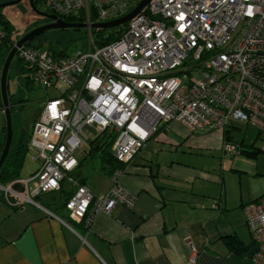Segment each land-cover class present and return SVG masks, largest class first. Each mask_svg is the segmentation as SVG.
Segmentation results:
<instances>
[{
  "label": "built area",
  "instance_id": "2783aa9c",
  "mask_svg": "<svg viewBox=\"0 0 264 264\" xmlns=\"http://www.w3.org/2000/svg\"><path fill=\"white\" fill-rule=\"evenodd\" d=\"M35 1L60 19L84 14L86 23L94 24L93 13L96 23H107L143 0ZM6 38L0 22V62ZM92 45L65 57L27 44L18 48L15 57L26 67L27 81L58 95L45 100L29 141L40 168L19 181L23 192L0 186L10 206L29 204L57 217L39 198L60 191L77 171L78 153L90 140L87 127L97 138L116 134L112 155L125 167L114 172L107 196L79 184L66 202L68 216L89 223L118 205L135 208L137 195L120 177L170 123L192 134L245 124L264 135V0H152L114 42ZM192 72L201 77L185 83L180 75ZM223 153L238 156L242 146L225 141ZM244 212L256 246L251 262L264 264V196Z\"/></svg>",
  "mask_w": 264,
  "mask_h": 264
},
{
  "label": "crops",
  "instance_id": "0c3cea01",
  "mask_svg": "<svg viewBox=\"0 0 264 264\" xmlns=\"http://www.w3.org/2000/svg\"><path fill=\"white\" fill-rule=\"evenodd\" d=\"M238 125L231 124L225 141H233L229 134ZM218 132L192 134L182 124L170 123L120 177V184L137 195L135 208L118 205L111 214H96L90 223L88 218L74 220L64 209L56 211L79 184L90 185L100 197L113 187L114 172L107 174L102 163L98 169L83 168L87 160L100 159L99 153L91 154L88 142L78 156L79 175L73 173L50 200H40L45 206L54 203L51 211L57 217L29 204L12 207L0 199V264H252L248 254L256 246L244 207L264 196V190L252 194L242 185L237 192L233 182L264 171L262 166L252 172L230 163L233 158H227L232 156L221 149L224 142L203 144ZM27 145L19 179L3 187L23 192L19 181L40 168ZM253 147H243L245 154L257 152L248 158L260 162L264 149ZM234 241L240 252L230 246Z\"/></svg>",
  "mask_w": 264,
  "mask_h": 264
},
{
  "label": "rangeland",
  "instance_id": "374dc122",
  "mask_svg": "<svg viewBox=\"0 0 264 264\" xmlns=\"http://www.w3.org/2000/svg\"><path fill=\"white\" fill-rule=\"evenodd\" d=\"M9 1L12 0H0V4L7 3ZM41 7V9L44 10V7ZM0 16H2L8 22L11 41H19L25 35L31 33L35 29L52 23H48V20L42 18L33 10L30 0H24L18 5L0 9ZM88 31L89 29L87 28H82L77 31L73 29H53L44 33V36L37 38L36 43L44 46V48L53 49L55 52L68 51L74 53L78 50L87 51L89 50L90 44H88V40L86 41L84 38ZM89 37L91 38V35H89ZM91 41H93V39H91ZM9 53L4 56L2 60L3 63L0 62V72L3 70L4 63ZM28 77L29 73L27 72L26 67L20 61H18L17 57H15L8 75V95L10 98V104L12 105L11 110L14 131V139L10 155L16 152L19 148L18 138L21 137L22 134L27 137V140L31 136L34 123L42 112L45 100L49 96H56V92H54L55 90L47 92L41 88H38L32 84V82L29 83V81H27ZM180 77L186 83L189 82L191 78L199 79L201 74L199 72H192L190 75L184 73L180 75ZM0 133V142L5 143L7 134L6 117L2 97L0 101ZM84 133L90 138L89 143L93 142L97 138L92 128H85ZM224 135L227 137L226 131L219 130L218 134H213L210 142L203 141V144L207 143V145L210 146L220 144L221 146L222 142H225L226 139ZM229 135L232 137V140L235 143L242 144L244 148L252 147L253 145L255 151H259L256 150L257 148L264 149V135L260 134L258 129L254 126L239 124L237 129H232L231 134ZM89 143L86 142L84 147L88 146ZM243 147V152L240 155L229 157L227 159H233L228 161H231L230 163H240L239 166L242 169H247L252 172L255 171L256 168H261L262 166L261 170L264 171V154H261V157L259 158L260 162H258V160H252L250 155L245 154V149ZM221 149L223 151V145ZM82 151L83 150H80L78 156ZM261 152L264 153V151ZM30 153L36 155L34 150H31ZM100 163L101 161L98 157L95 158L94 161H90L89 159L84 163L83 168L89 169V167L91 168V166L94 165L98 169L100 167ZM79 173L80 172H76L75 175H79ZM72 175L74 176V174ZM233 185L237 186V192H240V186L245 185L246 188H250L252 194L260 193L264 190V173L261 176L246 175L241 183L237 178H235ZM55 195L56 194L45 195V197L43 196V199L44 201H48ZM57 196H59V194H57Z\"/></svg>",
  "mask_w": 264,
  "mask_h": 264
},
{
  "label": "trees",
  "instance_id": "16d2710c",
  "mask_svg": "<svg viewBox=\"0 0 264 264\" xmlns=\"http://www.w3.org/2000/svg\"><path fill=\"white\" fill-rule=\"evenodd\" d=\"M46 12L51 13L49 10H46ZM64 21L68 22V23H76V24H84L86 23V18L84 16V14H80L78 16H71V17H63L62 18ZM97 21V16L95 13L92 14V18H91V22H93L94 24ZM0 22L4 25L5 31L7 32V38L6 40L3 42L2 45V57L4 58L5 55H7L12 49L14 43H16L18 40H14L11 41L10 39V34H9V27H8V22L2 17L0 16ZM127 24L124 26H121L119 28L116 29H91L88 31V33L85 36V40L88 42V44H90L91 42L93 43V47L95 46L96 48H101L104 47L112 42H114L120 35V33L126 28ZM75 31L79 30V29H73ZM91 35V38L89 37V35ZM44 35H41L40 37H42ZM38 37V38H40ZM37 39V38H36ZM36 39L33 42L27 43V45L29 46H33L36 48H44V46L39 45L38 43H36ZM91 39H93V41H91ZM48 49V51L54 55V57H65L71 54V52H55L53 49ZM30 83V82H29ZM1 101V99H0ZM227 134V132H226ZM116 138V134L113 132H105L104 134H102L100 137H98L95 141L92 142V148H91V154H96L99 153L100 155V159H101V163L104 166L103 170H105V172L107 174H111L113 172H115L116 170L122 169L123 165L120 164L118 161H116L112 155V146L114 144ZM229 140V139H227ZM30 141V137L27 140V137L22 134V136L19 138L18 140V149L16 152H14L12 155H9L8 159L6 160L1 172H0V185L1 186H5L17 179H19L20 175H21V170L23 167V163L25 160V156L28 152V142ZM6 142V141H5ZM4 145L5 143L0 142V158H1V154L3 152L4 149ZM243 152V150H242ZM245 152V151H244ZM257 152H254L253 154H250V156H256ZM107 166V167H105ZM71 194L68 196V198L66 199L65 203L63 205H61L60 207H58L56 209L57 212H61L64 208H65V204L66 202L69 200ZM43 197H40L39 200H41ZM1 200H5L4 195L0 196ZM6 201V200H5ZM52 201H55V199H53ZM56 204V203H55ZM54 205L53 204H49L47 206H45L46 208H48L49 210H51V206ZM230 246L236 250L237 252L239 251V242L238 241H234L233 243L230 244ZM256 249L254 248L253 250L249 251L248 254V259H250L253 256V254L255 253ZM243 252V249H242Z\"/></svg>",
  "mask_w": 264,
  "mask_h": 264
},
{
  "label": "water",
  "instance_id": "95a60500",
  "mask_svg": "<svg viewBox=\"0 0 264 264\" xmlns=\"http://www.w3.org/2000/svg\"><path fill=\"white\" fill-rule=\"evenodd\" d=\"M22 2V0H14L9 1L7 3L0 4V9L9 7V6H15ZM152 2V0H143L132 12H130L128 15L114 20L107 23H95V24H76V23H68L64 21L63 19H60L59 17L55 15H49L43 12H40L36 5L35 0H30L31 7L33 10L44 17H47L48 19L52 20L53 22L49 25L40 27L32 31L31 33L25 35L22 39H20L16 45L13 47L11 52L9 53L2 70V76H1V97L3 101V107L6 117V142L4 145L3 152L1 154L0 158V172L6 162V160L9 157V154L11 152V148L13 145V139H14V131H13V119H12V110H11V104H10V98L8 95V75L11 68V65L13 63V60L17 54L18 48L22 47L23 45L33 42L36 38L40 37L44 33H46L49 30L53 29H116L121 26H124L128 24L131 20L136 18L139 14H141L144 9L149 6V4Z\"/></svg>",
  "mask_w": 264,
  "mask_h": 264
},
{
  "label": "flooded vegetation",
  "instance_id": "af4514ba",
  "mask_svg": "<svg viewBox=\"0 0 264 264\" xmlns=\"http://www.w3.org/2000/svg\"><path fill=\"white\" fill-rule=\"evenodd\" d=\"M12 1H14V0H12ZM24 0H22V2H23ZM21 2V3H22ZM35 5H36V7H37V9L40 11V12H43V13H46V14H49V15H53L52 13H48V12H46L45 10H43V9H41L42 7V5L41 4H39L38 2H36L35 1ZM39 15V14H38ZM39 16H41L42 18H44V19H46V20H48V23L49 22H53L52 20H50V19H48L47 17H44V16H42V15H39ZM1 76H2V72H0V82H1ZM12 106V105H11Z\"/></svg>",
  "mask_w": 264,
  "mask_h": 264
}]
</instances>
